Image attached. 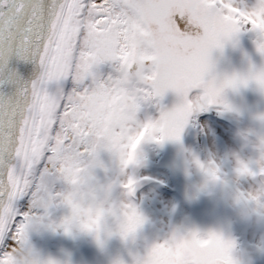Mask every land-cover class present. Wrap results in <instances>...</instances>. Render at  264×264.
Returning a JSON list of instances; mask_svg holds the SVG:
<instances>
[{
  "label": "snow or ice",
  "instance_id": "obj_1",
  "mask_svg": "<svg viewBox=\"0 0 264 264\" xmlns=\"http://www.w3.org/2000/svg\"><path fill=\"white\" fill-rule=\"evenodd\" d=\"M242 30L264 33V0L250 8L237 0H0V89H13L0 90V264H22L29 229L55 206L58 162L91 161L105 138L126 150L145 135L179 140L194 112L215 105L205 83L211 50ZM255 43L264 55V41ZM13 58L38 65V74L22 80ZM252 79L264 88V75ZM194 89L202 92L190 96ZM168 90L182 105L160 106ZM149 102L159 116L141 125L137 113ZM136 183L121 185L129 197ZM127 207L130 233L143 217ZM49 226L68 232L67 223ZM222 248L154 264H230L217 258Z\"/></svg>",
  "mask_w": 264,
  "mask_h": 264
},
{
  "label": "clouds",
  "instance_id": "obj_2",
  "mask_svg": "<svg viewBox=\"0 0 264 264\" xmlns=\"http://www.w3.org/2000/svg\"><path fill=\"white\" fill-rule=\"evenodd\" d=\"M256 32L258 33L256 41H264V33ZM254 75H264V70L250 71L246 76L235 77L255 82L252 79ZM233 77L212 76L205 79L206 86L214 92L215 105L225 112L235 110L224 95L226 89H235L239 86V84L236 86L229 84ZM255 84L260 93L264 95V88L256 82ZM182 103L183 97L179 96V103L174 108L179 107ZM251 118L257 127L244 129L239 135L243 142L255 152V157L244 159L239 155H234L231 177H225L221 173L213 158L200 160L191 153H185L184 159L188 167L194 169L200 176L199 182L189 187L187 192L189 198L194 197L200 191L218 188L224 198L237 208L241 215H256L258 218H264V111L253 113ZM142 124L143 122H141ZM149 141L157 145L164 141L179 142V140L167 136L158 142L152 135H145L142 140L136 143L134 149L126 150L117 147L111 139L105 138L91 161L82 162L68 159L58 162L55 172L63 187L56 190L54 205L66 208L67 214L53 224L67 223L68 232L75 229L91 236L98 244H102L103 239L109 236H118L122 241L133 240L141 225L134 232L125 233L129 211L127 206L132 202L121 185L130 178L135 179L130 174L126 175L125 170L138 163L141 155L140 145ZM100 150L108 152L114 158L119 169L117 176L106 179L104 182H101L94 174L95 168H103L98 156ZM129 154L132 159L125 166L123 161L128 159ZM241 178L253 179L255 186L242 190L239 186ZM117 188L120 191L118 194H114ZM90 222L91 228H86L85 225ZM218 243L223 245L222 250L217 249L218 259H227L230 264H244L243 254L237 249L234 241L226 237L220 228L201 230L195 226L184 224L171 227L162 238L147 245L143 254L129 252V255L131 264H154L155 261L161 259L179 261L185 258H195L210 245L216 246ZM16 258L22 264H43L46 262L40 260L29 247L21 249ZM110 264H126V262L116 256L111 259Z\"/></svg>",
  "mask_w": 264,
  "mask_h": 264
},
{
  "label": "flooded vegetation",
  "instance_id": "obj_3",
  "mask_svg": "<svg viewBox=\"0 0 264 264\" xmlns=\"http://www.w3.org/2000/svg\"><path fill=\"white\" fill-rule=\"evenodd\" d=\"M237 2L242 6L250 8L256 3V0H237ZM257 36L258 33L256 31L242 30L231 39L224 41L221 47L213 48L209 55V64L216 66L218 62H225L223 64L225 69H216L213 73L205 76V79L215 75L229 76L234 73H237L234 76H246L250 71L264 70V55L257 51L255 43ZM240 38H243L246 43L243 59L240 62H231L229 60L231 47ZM232 90L233 93H243L249 98L248 103L242 109L233 106L232 101H229L235 110H244L246 112L248 106H251L258 96L260 97L261 104L264 105V95L260 93L255 82L251 80L246 85H239ZM199 93L193 91L190 93V96ZM176 97V92L168 90L160 99V106L166 110L175 107L178 104ZM207 110L209 112L204 113L207 116V119L204 120L206 122L213 123L216 121L217 124L223 123L225 126L226 124L234 123V120H219V118L213 115L218 110H221L220 107L210 106ZM158 116L159 111L157 107L153 106L152 102L143 104L137 113V119L140 122H145L149 117L155 119ZM236 121L243 122L242 124L245 128L252 125V120L249 118ZM196 122L198 123V121ZM145 146L146 142L140 145L141 155L138 163L134 167H129L125 170L126 175H132L137 181L134 194L130 197V200L144 220L137 229L133 240L122 241L118 236H109L103 239L102 244H98L91 236L75 229L67 233L60 228L53 229L49 225L57 222L62 216L67 214L66 208L54 206L50 208L48 216L42 222L34 224L29 229L27 234L28 246L31 251L40 260H53L57 264H110L111 259L116 256L122 258L126 264H131L129 252L143 254L147 245L162 238L173 226L184 224L195 226L201 230L217 228V220L212 218V214H209L217 211L216 207L210 204L209 201L204 200V203H202V199L198 194L195 195V203L191 202L192 200L187 196L185 189L182 194L172 192V187L177 186L175 182H171L172 173L170 172L168 162H164V165H162V160L159 161V159H162V151H157L156 155L152 152L146 154L144 152ZM98 156L103 168H95V176L101 182L117 176L119 169L114 158L104 150H100ZM155 164L159 166H155ZM155 173L161 174L157 177L161 181L154 180L153 176ZM222 174L225 177L232 176L230 172H223ZM197 177V172L195 174L186 173L177 191L182 192V188H186L188 183L193 185V181ZM249 182L251 186H255L253 179L249 180ZM119 191L120 189L117 188L114 194H118ZM224 206L226 212L222 215L227 219L226 235L234 243H238L243 233L236 230V228L238 229V227H242L244 224L237 226L227 203ZM206 207L208 208V212L205 209ZM42 212L40 210L38 214H42ZM253 220V228H255L257 236L259 235L262 238H260L257 245L253 244V249H249L247 246H237V249L243 254L244 264H264V218L255 216ZM161 261L165 260L161 259Z\"/></svg>",
  "mask_w": 264,
  "mask_h": 264
},
{
  "label": "rangeland",
  "instance_id": "obj_4",
  "mask_svg": "<svg viewBox=\"0 0 264 264\" xmlns=\"http://www.w3.org/2000/svg\"><path fill=\"white\" fill-rule=\"evenodd\" d=\"M225 62H218L216 64V66H211L212 64H210V68H209V72L206 74V76H208L209 74L213 73L214 70H224V64ZM102 72H107L109 71L108 67L105 66H101L100 69ZM237 74V73H234ZM234 74L229 75V76H234ZM66 88H70L71 84L70 82L67 83L65 85ZM174 108V107H173ZM172 109V108H171ZM169 109V110H171ZM264 111V105L261 104V100L260 97L258 96L257 99H255L251 106H248V109L246 110V112L244 110H234L230 113H233L231 116L235 117L238 120H243V118H249L251 119V124L250 126L246 127L243 126V122L240 123L238 121L234 122V130L237 131L238 133H240L242 130L244 129H251V128H256L257 125L255 123V121L251 118L253 113L256 112H262ZM209 111L206 109H203L201 111L198 112H194L190 117L188 122L185 124L181 134H180V139L179 142H174V141H164L162 143H160L159 145H157V150L158 151H162V159H159V161H161L162 165H164V162H168V166L170 168V172L171 174V182H175L177 187H172V192H176L178 194H182L184 193V189L186 191V188H182V192L177 191L180 187V184L182 183V178L184 177V175L188 172L190 173H196V171L194 169H190L187 165L186 160L184 159V155L185 153H189L188 149V140L189 137L194 135L195 133H204L205 134V139H206V144L205 146L207 147L206 149H208L209 153L207 154V157L205 159L208 158H213L215 160V162L218 164L221 173L223 172H230L231 174H233V156L236 155L237 151H238V146L235 145L237 143H232L231 139L233 140L234 135L231 136L230 133L227 134L226 132V127L223 123H209L206 122L204 120L199 121L198 124L196 121H198L200 118V115H202V113H208ZM218 114H226L228 112L222 111V110H218L217 112ZM230 116V117H231ZM224 119V118H223ZM232 120V119H230ZM232 134V133H231ZM231 136V137H230ZM239 136V135H238ZM236 136V137H238ZM230 138V141H229ZM221 140V141H220ZM221 144V146L219 147V150H217L216 148V143ZM153 153V152H152ZM240 155V154H239ZM247 156H243L242 158L244 159H249L251 158L248 154H246ZM153 157V156H152ZM204 159V160H205ZM153 160V158H152ZM158 161V162H159ZM155 166H159L157 164H155ZM160 169V168H159ZM158 170V172H160V170ZM198 174V173H197ZM161 175V174H160ZM159 174L155 173L154 174V180L155 181H161L160 179H157L158 176H160ZM226 176H231V175H226ZM200 180V176L198 174V177L195 181H193L194 184L198 183ZM251 181L250 178H241L240 180V188L242 190H247L251 185L250 182ZM254 181V180H253ZM179 183V184H177ZM63 187V185L60 182H57L54 185V191L59 190ZM187 187V186H186ZM199 195V197L202 199V203H204L205 201H209L210 204H212L214 207H216L217 211H213V213H209L212 214V218L216 219L217 221V228H220L223 231V234L227 237V232L226 231V217H223L222 214H225V203H227V206H229L230 210H231V214L234 217V221L236 222V225H243L242 227H238V231H240L241 233H243V235L241 236L240 240L238 243H235L236 246H241V247H249V249H253V244L257 245L260 241V238H262L261 236H257V233L255 232V228H253V224H254V220L253 218L256 215H249V216H243L241 215V213L239 212V210L235 207H233L231 205V203L229 201H227L224 196L222 195L221 191L217 188V189H210V190H206V191H200L197 193ZM22 204H24V206H26V202H22ZM52 208V207H51ZM206 210L208 209L207 207L205 208ZM50 210V209H49ZM48 210V211H49ZM43 211V210H42ZM208 212V210H207ZM233 212V213H232ZM215 215V216H214ZM205 220V219H203ZM246 224H245V222ZM205 223H207L206 221H204ZM208 225V223H207ZM256 236V237H255Z\"/></svg>",
  "mask_w": 264,
  "mask_h": 264
},
{
  "label": "water",
  "instance_id": "obj_5",
  "mask_svg": "<svg viewBox=\"0 0 264 264\" xmlns=\"http://www.w3.org/2000/svg\"><path fill=\"white\" fill-rule=\"evenodd\" d=\"M245 47H246L245 40L243 38L238 39L231 47L230 54H229V60L231 62L242 61L244 53H245ZM9 68L17 72L19 77L24 81H28L34 78L35 75H37L39 72L38 65H35L31 62L19 61L15 58L9 61ZM215 76L223 77L222 75H215ZM0 90L12 91L13 89L9 87V88H4ZM193 91L202 92V89H194ZM224 95L227 101L228 102L232 101L233 106L237 107L238 109H242L249 101V98L247 95H244L243 93H233L232 89H226ZM176 102L179 103L178 94L176 97ZM213 107H218V106L213 105ZM190 186L191 184L188 183L186 187V191H185L186 194ZM190 199L192 200L191 202L195 203V200H196L195 196Z\"/></svg>",
  "mask_w": 264,
  "mask_h": 264
},
{
  "label": "trees",
  "instance_id": "obj_6",
  "mask_svg": "<svg viewBox=\"0 0 264 264\" xmlns=\"http://www.w3.org/2000/svg\"><path fill=\"white\" fill-rule=\"evenodd\" d=\"M217 112H215V114H213V115H215L216 118H219V120L223 119V118L225 120L232 119V120H234V122L236 120H238L235 117L231 116L233 113L228 112L226 114H224V113L223 114H220V113L218 114ZM198 119L200 121L206 120L207 116H205L204 113H202V115H200V118H198ZM199 120H198V122H199ZM225 127L228 129V131H226L227 134L230 133L231 136L234 135V138H233V140L231 139V141L234 144L237 143V144H235V145L238 146L237 147L238 151H237L236 155L240 154L239 156L242 158L243 156H247L246 154H248L251 158H254L255 157V152L243 142V140L241 139L239 133L234 130V128H235L234 127V123L226 124ZM236 136H238V137H236ZM205 138L206 137H205L204 133H195L194 135L189 137V140L187 142L188 143V149L187 150L189 151V153L195 155L200 160H204L207 157V154L209 153L208 149H206L207 147L205 146V144H206V139ZM229 141H230V138H229ZM215 143H216V147H217L216 149L219 150V147L221 146V144L219 146V144H217V142H215ZM156 147H157V144H155L153 142H150V141L146 142V146L144 148V150H145L144 152L146 154L149 153V152H153L156 155L157 151H158ZM236 230H238V229L236 228Z\"/></svg>",
  "mask_w": 264,
  "mask_h": 264
}]
</instances>
